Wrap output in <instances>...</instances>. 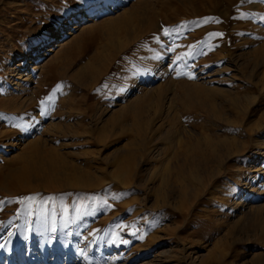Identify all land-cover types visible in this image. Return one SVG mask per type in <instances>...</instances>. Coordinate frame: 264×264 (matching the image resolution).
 <instances>
[{
	"label": "rangeland",
	"instance_id": "obj_1",
	"mask_svg": "<svg viewBox=\"0 0 264 264\" xmlns=\"http://www.w3.org/2000/svg\"><path fill=\"white\" fill-rule=\"evenodd\" d=\"M262 18L264 0H0V264H264ZM166 98L170 170L146 155Z\"/></svg>",
	"mask_w": 264,
	"mask_h": 264
},
{
	"label": "bare ground",
	"instance_id": "obj_2",
	"mask_svg": "<svg viewBox=\"0 0 264 264\" xmlns=\"http://www.w3.org/2000/svg\"><path fill=\"white\" fill-rule=\"evenodd\" d=\"M53 38H56L57 37V35H53L52 36ZM53 42V41H52ZM49 44V43H48ZM24 77V75H23V73L21 72V73H19V79H21V78H23ZM170 99H163L160 103H159V106H158V112L156 113V116H157V123H155V125H154V130L152 129V131L155 133V135H156V137H157V140H159L161 143L160 144H163V145H158V147L156 146V145H154L155 147H156V151L155 152H147L146 153V155L148 156V159L150 160V159H156V157H162V162H161V165L164 167L165 165H166V168H167V170H170V168L172 167V165H174V164H171L170 162L172 161V158H173V152H171L170 153V155H168L167 153L169 152L168 150L170 149V147L168 148V145H172V143H173V140H171V138H172V135L174 134L175 135V133L174 132H170V134H171V136H167V132H165L166 130H164L165 129V126H164V122H165V117H164V111H165V107L168 109V111H170L171 109V107H170ZM226 103V102H225ZM12 107H10V109H9V106H7L8 108V113L10 114V117L9 118H7V119H5L4 118V122L5 123H7V124H11L12 126L14 125V124H21V125H24V129L23 130H26V131H28L30 128H31V125H32V122L29 120V119H27V115L29 114V112L30 111H27V109H28V106L23 102V103H15V104H13V105H11ZM168 106V107H167ZM212 107H213V105H212ZM217 108V107H216ZM170 109V110H169ZM29 110V109H28ZM172 111V110H171ZM217 111V110H216ZM1 114V113H0ZM169 115H170V113H168ZM167 114V116H169ZM174 114V113H173ZM161 115V116H160ZM160 116V117H159ZM43 117V116H42ZM3 120V119H2ZM209 120V119H208ZM37 122H38V120H37ZM124 126V125H123ZM17 128V127H16ZM55 129V128H54ZM25 131V132H26ZM74 131V130H73ZM172 131V130H171ZM72 132V131H71ZM9 133H11L10 135H8ZM19 134V135H18ZM103 134H104V137L105 136H107L106 135V132L104 131L103 132ZM24 136L25 135V133H22V130L20 129V128H17V130H15V132H12V131H6V132H4L3 133V138L4 137H9L10 138V136H11V140H12V143L11 144H13L14 142V140H15V138L17 137V136ZM71 135V134H70ZM74 135V134H73ZM176 136V135H175ZM74 137V136H73ZM101 138V137H100ZM105 138H103V140H104ZM202 140H208V138H207V136L205 137V138H202ZM46 141V140H45ZM39 143V142H38ZM10 144V145H11ZM37 144V143H36ZM52 144V143H51ZM165 144V145H164ZM174 144V143H173ZM34 145H35V142H34ZM236 145V144H235ZM174 146V145H173ZM46 147V146H45ZM236 148V147H235ZM160 149V150H159ZM203 149V148H202ZM189 150V149H188ZM147 151H149V150H147ZM167 152V153H166ZM117 153V152H116ZM121 154V153H120ZM119 154V152L117 153V155H115L114 156V158L116 159L117 157H119V156H121ZM233 155H236V151H234L233 152ZM228 157H230V156H228ZM120 158V157H119ZM224 159V158H223ZM223 159H221V160H223ZM117 160V159H116ZM221 160H220V165L219 166H222V163H221ZM160 161V160H159ZM209 161H211V160H209ZM143 162V161H142ZM214 162V161H213ZM219 162V161H218ZM207 163V162H206ZM215 163V162H214ZM208 164V163H207ZM206 164V165H207ZM209 164H211V163H209ZM189 164H188V162L187 161H185V162H182V164L180 165V168L181 167H188L189 168ZM209 166V165H208ZM218 166V165H217ZM173 168V167H172ZM177 169H179V167L177 168ZM186 169V168H185ZM208 169V168H207ZM218 169H219V167H218ZM10 170V169H9ZM167 170H164V171H167ZM180 170V169H179ZM183 170H184V168H183ZM190 170V169H189ZM199 171V170H198ZM198 171H196V172H198ZM215 171V170H214ZM163 172V171H162ZM210 172H211V170H210ZM190 173H192V171L190 172ZM212 174L214 173V172H211ZM188 174V173H187ZM195 173H193V175H194ZM183 176V175H182ZM190 176V175H189ZM22 177V176H21ZM123 179V178H122ZM183 179V178H182ZM188 179V178H187ZM193 179H196V177L194 176L193 177ZM171 186V185H170ZM30 188V187H29ZM24 190V189H23ZM29 191H31V189L29 190ZM28 190H27V192H29ZM164 201H165V199H164ZM163 201V202H164ZM166 203V202H165ZM169 203V202H168ZM167 204V203H166Z\"/></svg>",
	"mask_w": 264,
	"mask_h": 264
},
{
	"label": "snow or ice",
	"instance_id": "obj_3",
	"mask_svg": "<svg viewBox=\"0 0 264 264\" xmlns=\"http://www.w3.org/2000/svg\"><path fill=\"white\" fill-rule=\"evenodd\" d=\"M84 2H85V0H84ZM262 19H264V18H262ZM163 32H164V35H165V36L169 35V31H168L167 29H164ZM210 36H212V37H219V36H222V34H220V33H211ZM201 54H203V53H201ZM186 55H188V54H186ZM183 59H184V58H178V59H177V65H178L179 62H181ZM185 66L187 67V65H185ZM171 70L174 71L175 69H171ZM177 75H180V73L178 72ZM190 78H191V77H190ZM63 87H64L63 85H57L56 89L53 90V96H54L57 92H59V93L62 95V94H63ZM53 96L46 97L45 99H42V100L40 101V104H41L40 114H41V115H46V114H47L46 111H45V107H44V106L46 105V102L52 100ZM13 127L20 128L21 130L24 129V125H21V124H14ZM27 199H32V197H28ZM9 234L11 235V233H9ZM0 247H2V245H0Z\"/></svg>",
	"mask_w": 264,
	"mask_h": 264
}]
</instances>
